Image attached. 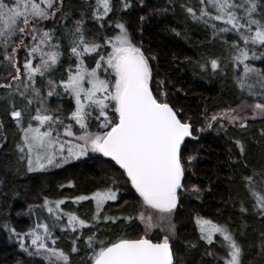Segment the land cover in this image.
I'll use <instances>...</instances> for the list:
<instances>
[{
    "label": "snow or ice",
    "instance_id": "snow-or-ice-1",
    "mask_svg": "<svg viewBox=\"0 0 264 264\" xmlns=\"http://www.w3.org/2000/svg\"><path fill=\"white\" fill-rule=\"evenodd\" d=\"M178 10L210 33L193 73L231 75L239 93L236 107L211 116L205 110L199 128L144 42L147 26L170 23ZM0 107L7 116L0 132L16 131L15 163L0 170V185L21 169L29 177L89 162L102 169L90 191L44 194L17 213L32 220L27 230L8 219L0 224L18 249L14 264H73L74 257L82 264H192L181 255L188 249L179 246L177 224L189 209L197 234L189 247L207 246L199 264H252L240 237L249 219L264 224V159L255 170L243 136L234 140L238 151L228 164L240 191L216 208L242 222L234 229L196 210L215 190V173L201 172L198 146L206 131L264 125V0H0ZM6 144L0 135V149ZM85 205L90 212L81 215ZM69 237L65 251L58 241Z\"/></svg>",
    "mask_w": 264,
    "mask_h": 264
},
{
    "label": "trees",
    "instance_id": "trees-1",
    "mask_svg": "<svg viewBox=\"0 0 264 264\" xmlns=\"http://www.w3.org/2000/svg\"><path fill=\"white\" fill-rule=\"evenodd\" d=\"M169 29H175V31ZM209 39L208 31L201 25L186 20L179 10L177 15L170 17V23L149 25L144 33L145 47L159 57V76L163 78L167 74L170 77L171 86L180 90L175 92L176 103L183 106L196 128L204 123L205 110L207 115L211 116L229 107H236L240 102L239 93L231 75L202 79L192 71L195 61L209 51V48L205 47ZM5 113L6 109L0 107V119L7 124ZM262 126L264 125L257 121L247 132L228 127L227 132L221 130L218 133L214 129L203 133L202 144L198 146L201 172L215 173V190L214 194L196 210L203 211L204 214L221 223L231 222L234 229L242 226L240 220L236 219L234 222L230 220L233 217L231 210L223 215H217L216 208L222 207L223 202L229 197L237 198L240 191L238 185L230 180L232 170L228 164L230 155L238 151L234 140L243 136L249 148V159L253 161L252 167L260 170V161L264 159V140L259 137ZM0 135L7 137L6 147L0 149V170H6L15 163L16 131L14 127H8L6 131L0 132ZM232 158H235L234 155ZM101 173V167L92 162L82 164L80 167L66 165L63 169L52 170L42 176H26L22 169L19 175L8 172L7 184L0 185V224L8 219L18 229H27L32 220L27 216H18L17 213L25 212L31 203L40 202L44 194H47L50 199H55L90 191L94 183L93 178ZM196 178L194 176L193 180ZM69 181H74L77 187L61 190L60 185L67 184ZM122 194L127 198L123 188ZM66 208L73 210L77 206L69 204ZM79 211L81 215H84L90 212V208L85 205ZM188 211L183 213L177 221L180 235L179 246L181 249H188L181 252L182 257L191 261L192 264H199L201 257H205L207 246L200 242L197 248L189 247L190 244L196 243L197 234L189 219ZM246 225V235L240 237L246 256L250 258L252 264H264V256L259 254V234L264 230V224L252 218L246 222ZM58 243L60 247L68 251L71 238L61 239ZM17 252L14 242L9 241L7 233L0 230V261L6 260L7 264H14ZM73 264H82V262L78 257H74Z\"/></svg>",
    "mask_w": 264,
    "mask_h": 264
},
{
    "label": "rangeland",
    "instance_id": "rangeland-1",
    "mask_svg": "<svg viewBox=\"0 0 264 264\" xmlns=\"http://www.w3.org/2000/svg\"><path fill=\"white\" fill-rule=\"evenodd\" d=\"M224 110H226V109H224ZM224 110H222V111H224ZM222 111H219V112H216V113H214V114H220ZM213 115V114H212ZM228 127H230V126H228ZM207 132V131H206ZM54 170H57V169H54ZM23 230H27V229H23ZM37 259H39V258H37Z\"/></svg>",
    "mask_w": 264,
    "mask_h": 264
}]
</instances>
